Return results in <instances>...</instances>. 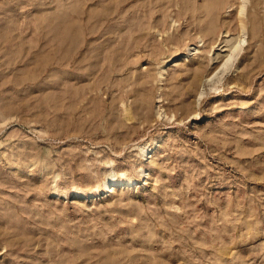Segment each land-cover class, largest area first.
<instances>
[{
  "label": "rangeland",
  "instance_id": "rangeland-1",
  "mask_svg": "<svg viewBox=\"0 0 264 264\" xmlns=\"http://www.w3.org/2000/svg\"><path fill=\"white\" fill-rule=\"evenodd\" d=\"M0 264H264V0H0Z\"/></svg>",
  "mask_w": 264,
  "mask_h": 264
},
{
  "label": "bare ground",
  "instance_id": "bare-ground-1",
  "mask_svg": "<svg viewBox=\"0 0 264 264\" xmlns=\"http://www.w3.org/2000/svg\"><path fill=\"white\" fill-rule=\"evenodd\" d=\"M167 1H169V0H167ZM174 4V3H173ZM244 5L242 6V8H241V12L243 13V11H244ZM137 12V11H136ZM216 14V13H215ZM257 21V20H256ZM143 28V27H142ZM55 36V35H54ZM239 40H238V42L237 43H234V44H231V47L229 48V50L228 49H225V51H229L228 52V54H226L224 57H225V60H224V64H223V67H222V71H228V70H230V68H231V62L234 60V57H236L239 53H240V51H241V49H242V46H243V38H242V36H241V38H238ZM227 46V45H226ZM220 56H217V58H219ZM75 62V61H74ZM208 81V80H207ZM147 84V83H146ZM90 88V87H89ZM91 89H92V87H91ZM77 90V89H76ZM121 90V89H120ZM89 91V90H88ZM76 96H78V95H76ZM95 97V96H94ZM143 105H145L144 103H143ZM147 108V107H146ZM106 113V112H105ZM143 113H145V112H143ZM144 116H145V114H144ZM85 117V116H84ZM122 117V116H121ZM72 120V119H71ZM96 120V119H95ZM94 120V121H95ZM123 122V121H122ZM97 123H99V122H97ZM90 124V123H89ZM96 124V123H95ZM90 127V126H89ZM109 129V128H108ZM124 136V135H123ZM148 148H142L141 149V155L143 156V157H145V156H147V157H149V154H148ZM116 181L115 180H113L112 182H111V184H109V185H107V187H108V189H107V192H110V191H113V188H115V186H116V183H115ZM133 183V182H132ZM130 183H128L127 184V186L129 185ZM78 197H80V198H83V195H80V194H78Z\"/></svg>",
  "mask_w": 264,
  "mask_h": 264
}]
</instances>
